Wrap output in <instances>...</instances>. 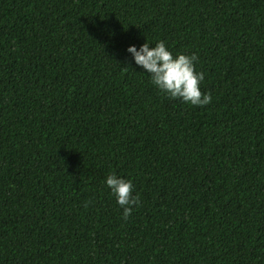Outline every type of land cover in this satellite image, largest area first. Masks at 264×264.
I'll return each instance as SVG.
<instances>
[{
  "label": "trees",
  "instance_id": "1",
  "mask_svg": "<svg viewBox=\"0 0 264 264\" xmlns=\"http://www.w3.org/2000/svg\"><path fill=\"white\" fill-rule=\"evenodd\" d=\"M145 41L210 103L159 92ZM0 264H264V0H0Z\"/></svg>",
  "mask_w": 264,
  "mask_h": 264
},
{
  "label": "clouds",
  "instance_id": "2",
  "mask_svg": "<svg viewBox=\"0 0 264 264\" xmlns=\"http://www.w3.org/2000/svg\"><path fill=\"white\" fill-rule=\"evenodd\" d=\"M126 51L131 54L134 64L147 72L151 84L164 96L180 99L185 104L193 106L210 103V95L202 94L200 91L204 73L195 71L194 62L197 61L195 54L177 53L173 56L164 41H157L151 47L146 41L139 48L129 45ZM104 182L117 205L123 209V217L127 218L132 206H139L138 195H132V182L114 173L107 175Z\"/></svg>",
  "mask_w": 264,
  "mask_h": 264
}]
</instances>
